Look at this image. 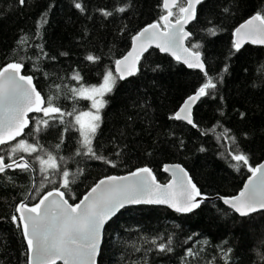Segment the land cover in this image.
<instances>
[{
  "label": "trees",
  "instance_id": "obj_1",
  "mask_svg": "<svg viewBox=\"0 0 264 264\" xmlns=\"http://www.w3.org/2000/svg\"><path fill=\"white\" fill-rule=\"evenodd\" d=\"M79 2L84 12L74 7V0H26L24 5L0 0V68L23 63L22 73L33 77L43 107L52 96L62 112L75 109L63 119L57 113L45 116L43 111L30 115L23 134L0 145L4 162L23 156L32 166L29 171L14 167L0 174V264H27L19 219L14 223L12 216L18 217L19 202L32 204L51 188H59L69 203H75L103 176L148 166L159 182H165L163 164L177 162L202 194L231 196L250 171L242 164L239 170L232 167L236 162L229 153H245L252 167L264 158V46L244 44L231 55L234 28L257 12L264 15V0H203L197 6V19L188 26L192 36L187 46L202 45L199 51L213 78L228 65L223 82H217L212 94L198 100L192 110L198 127L170 117L205 82L204 73L155 48L147 50L137 65L138 73L119 80L104 97L108 103L100 111L92 147L105 159L76 155L81 138L75 115L87 109L89 101L73 98L70 89L99 83L128 50L132 36L148 23L162 26L166 11L162 0ZM120 7L126 10L117 11ZM101 9L113 14L105 17ZM172 10L174 20L179 10ZM42 18L46 23H40ZM211 26L219 29L216 36L204 31ZM89 53L100 60L87 61ZM74 72H79L81 81L71 79ZM44 120L47 126L41 123ZM225 129L235 137L234 144L222 136ZM20 139L36 146L37 152L10 154ZM49 152L59 168L41 173L36 156L47 159ZM65 170L70 173L68 188L62 187ZM169 239L172 251L160 252L158 245H167ZM189 249L194 255H188ZM97 264H264V211L239 217L219 200L205 201L187 214L153 205L129 206L104 227Z\"/></svg>",
  "mask_w": 264,
  "mask_h": 264
},
{
  "label": "snow or ice",
  "instance_id": "obj_2",
  "mask_svg": "<svg viewBox=\"0 0 264 264\" xmlns=\"http://www.w3.org/2000/svg\"><path fill=\"white\" fill-rule=\"evenodd\" d=\"M18 2L20 5H24L26 0H18ZM202 3L203 0H164L163 6L167 9V15L162 16L161 20L166 22L165 27L169 28V31L157 33L155 30L159 27L158 23L146 26L132 38V50L122 59L115 61V74L113 70L108 69L99 85L85 87L81 84L79 88L70 89L73 98H83L91 101V108L94 109V111L80 112L75 115V123L79 125L78 130L81 136V147L77 149L76 155L84 154L91 155L96 159H105L97 156L92 147V139L100 127V111L108 103L104 97L114 91L119 80H124L128 76L138 73L139 68L137 65L142 54L147 51L144 47V41H151L155 36H159L161 39V43H158L157 47L162 52H171L172 55L176 56V50H180L191 58V62L188 59L184 60L189 68H198L204 73L205 82L193 95L187 97L179 111L170 117V119L185 120L189 125L198 127L191 117V106L202 97L211 95L213 90L217 88V82L222 83L223 74L228 72V65H225L217 78L209 76L199 51L202 45L194 43L191 48L183 46V42L190 40L192 36V33L185 31V25L197 19V6ZM74 7L81 12L85 11L79 0H74ZM175 7H178L179 15L175 23H172L169 17L175 15L172 10ZM116 10L124 12L126 9L120 7ZM100 11L105 17L113 14L104 9ZM256 21L260 22L259 25L255 26L254 29L250 28L249 26H253ZM40 23H46V20L42 18ZM244 29H249V31L244 32L242 35ZM204 31L209 36H216L219 29L216 26H211ZM244 36H247L253 44H264V15L257 12L234 30L231 55L240 51ZM138 41L140 42L139 47H137ZM24 42L25 40L22 38L20 43ZM44 55L47 54L44 53ZM61 55H67V53H61ZM85 59L91 63H97L100 57L89 53ZM176 59L180 60L181 57L176 56ZM130 60L131 65L128 63ZM122 65L123 67H121ZM23 66V63L13 62L0 68V145H5L21 135L24 128L28 126V120L26 119L28 112L43 111L45 116L50 113H57L60 114L61 119L64 115L72 116L75 112V109L73 112H62L61 108L54 105L55 98L52 96L47 98V107H41L45 101L40 92L36 91L33 86V77L20 74ZM158 68L159 66L153 71ZM71 79L81 81L82 77L79 72H74ZM59 87L60 85H56L57 89ZM243 115L241 113V116ZM84 117L87 119H83ZM41 123L45 126L48 125L47 120ZM39 130L38 127L37 131ZM222 136L231 140L233 144L235 143V137L229 136V130L225 129ZM62 142L63 139H61ZM56 147L59 148L60 145L58 144ZM81 149H86V152L82 153ZM20 151L31 154L37 152V148L20 139L9 149V152L15 154ZM200 151H204V149L201 148ZM229 155L236 162L232 167L239 170L241 164L247 166L252 176L249 177L248 183L245 184L239 195L223 198L224 203L230 205L241 217L264 210V163L252 167L249 164V157L245 153L233 150ZM36 160L40 164L41 173L59 168L57 158L50 152L47 153V159L37 155ZM4 161L5 156L0 155V174L5 173L6 169L14 166L21 171H29L32 167L23 156H20L22 163L12 160L11 163L6 164ZM106 162L112 163L111 161ZM171 167L181 173L179 193L171 191V184L167 186L157 184L155 177L152 176V170L144 167L136 169L128 176H112L99 181L80 203L75 205L69 204L67 200L59 202L53 200L45 207V202L49 201V197L53 195L63 197L64 193L60 192L59 189H55L54 192H47L39 203L31 208L24 203L18 205L16 211L20 214L19 218L13 215L12 220L14 223L17 222V219L21 222L17 224V227L22 225L23 236L27 243L28 264H56L57 260H62L63 264H96L104 225L126 204H168L177 212L191 213L194 209L199 208L201 203L209 199L201 193L196 184L192 183L191 178L188 177L187 172L180 165ZM168 168L169 166H165L166 171ZM69 176V171L62 172V187L68 188L71 182ZM173 177L176 178L175 171ZM44 179L46 180L47 177L45 176ZM40 186L43 187V182ZM102 186L104 187L102 188ZM198 197L200 199H197ZM153 243H155V240H153ZM171 243V239H169L167 245L160 243L158 245L159 251L171 252ZM230 252L231 249H228L224 253L225 259H227ZM188 255H194L192 249L188 250Z\"/></svg>",
  "mask_w": 264,
  "mask_h": 264
},
{
  "label": "water",
  "instance_id": "obj_3",
  "mask_svg": "<svg viewBox=\"0 0 264 264\" xmlns=\"http://www.w3.org/2000/svg\"><path fill=\"white\" fill-rule=\"evenodd\" d=\"M164 3V0H162V4ZM170 7H171V5H170ZM163 9L166 11V13L164 14V16L165 15H167V9H165L164 8V6H163ZM255 14H253V15H251V16H249L248 18H246L245 20H243L242 22H240L235 28H234V30L237 28V27H239L241 24H244L246 21H248L252 16H254ZM169 20L172 22V23H175V20H171L170 19V17H169ZM153 23H156V22H152V23H148V24H146V25H144V26H142L133 36H132V38L134 37V36H136L137 35V33H139V32H141V30H143L146 26H148V25H150V24H153ZM191 23V22H190ZM189 23V24H190ZM259 21H256V22H254V25L253 26H249L250 28H252V29H254L255 28V26H258L259 25ZM165 24H166V22L165 21H163L162 22V27H158L155 31L157 32V33H161V32H166V31H169L170 29L169 28H166L165 27ZM189 24H187V25H185V31H188V26H189ZM159 25V24H158ZM234 30H233V33H232V41H233V39H234ZM247 31H249V29H244V30H242V35H243V33L244 32H247ZM189 32V31H188ZM131 38V42H130V45H129V48H128V50L120 57V58H118V59H122L124 56H126L131 50H132V48H133V39ZM142 39H144V38H142ZM243 45L244 44H253V43H251V41H250V39L247 37V36H244L243 37ZM139 41L137 42V47H139ZM158 43H161V39H160V37L159 36H155V37H153V39L151 40V41H148V40H145L144 41V47L147 49V50H149V49H151V48H155V49H157L160 53H165V54H167L169 57H171L172 59H174L175 61H177L178 63H180V64H182L183 66H185L186 68H188V69H195V70H199V71H201L200 69H198V68H189L188 66H187V64L186 63H184V60L185 59H188L189 60V62H191V58L190 57H188L184 52H182V51H180V50H176V56H180L181 57V59L180 60H177L176 59V56H174V55H172V53L171 52H162L158 47H157V44ZM253 45H261V46H264V44H253ZM183 46L184 47H188L187 46V44H186V40L183 42ZM189 48V47H188ZM146 52V51H145ZM144 52V53H145ZM143 53V54H144ZM142 54V55H143ZM117 59V60H118ZM129 63V65H131V60L128 62ZM9 64V63H8ZM7 65V64H6ZM5 65V66H6ZM5 66H3V67H5ZM2 67V68H3ZM121 67H123V65L121 66ZM115 68H116V65H115V63H114V65H113V71H114V73H115ZM202 72V71H201ZM20 74L21 75H25V76H30V75H28V74H24V73H22V69H21V72H20ZM129 77H131V76H128V77H126L125 79H127V78H129ZM124 79V80H125ZM33 83V86L35 87V85H34V82H32ZM35 89H36V87H35ZM36 91H38L37 89H36ZM196 92V91H195ZM194 92V93H195ZM194 93H192V94H190L189 96H191V95H193ZM189 96H187V97H189ZM42 97V96H41ZM187 97L186 98H184V100L181 102V104H180V106L178 107V109L176 110V112L177 111H179V109L181 108V106L184 104V101L187 99ZM198 102V101H197ZM196 102V103H197ZM196 103L194 104V105H192L191 106V113H192V110H193V108H194V106L196 105ZM33 107H35V105H33ZM41 107H43V104L41 105ZM175 112V113H176ZM35 113H37V111H32V112H28L27 113V116H26V119L28 120V124H29V116L30 115H33V114H35ZM182 115H183V113H182ZM191 117H192V115H191ZM180 121H182V122H184V123H186V124H188L185 120H182V119H180ZM26 128V127H25ZM25 128H24V130H25ZM24 130H23V132H24ZM23 132L21 133V135L23 134ZM20 135V136H21ZM19 136V137H20ZM19 137H16V139H18ZM15 139V140H16ZM14 141V140H13ZM13 141H11V142H13ZM11 142H9V143H11ZM9 143H7V144H9ZM18 162H21L22 163V161H20V158L19 159H16ZM12 162V161H11ZM11 162H5L6 164H8V163H11ZM262 163H264V158L260 161V162H258L256 165H254V167H256L257 165H259V164H262ZM173 165H180L185 171H186V169L181 165V164H179V163H177V162H171V163H164L163 164V166H162V172L164 173V174H166L167 176H168V179H167V181H165V182H159L156 178H155V182L157 183V184H159V185H161V186H167V185H172V188H171V191H173V192H176V193H179V191H180V186H179V177H180V175H181V173L179 172V170H177V169H173L171 166H173ZM165 166H169V168H168V170L166 171L165 170ZM15 167V166H14ZM13 167V168H14ZM144 167H147V168H149L148 166H141V167H138V168H135V169H133L132 171H129V172H126V173H122V174H109V175H106V176H103V177H101L100 179H98L81 197H80V199L78 200V201H76L75 203H69L68 201V203L69 204H71V205H75V204H78V203H80V201L84 198V196L85 195H87L90 191H91V189L96 185V184H98L99 183V181H101V180H104L105 178H107V177H112V176H115V177H123V176H128L129 175V173H131V172H134L136 169H139V168H144ZM176 172V178L174 179V177H173V172ZM187 172V171H186ZM187 174H188V172H187ZM152 176H154V174H153V172H152ZM250 176H252V173L250 172V174L246 177V179L244 180V182H243V184H242V186H241V188L235 193V194H233V195H231V196H207V197H209V199H207L206 201H211V200H219L220 202H222L227 208H229V209H231L236 215H238L239 217H241L238 213H236L232 208H231V206L230 205H228V204H225L224 203V199L223 198H231V197H234V196H237V195H239V193L244 189V186H245V184L246 183H248V180H249V177ZM155 177V176H154ZM188 177H190L189 176V174H188ZM191 178V177H190ZM185 179H187V178H185ZM191 181H192V179H191ZM192 183H193V181H192ZM104 186H102V188H103ZM55 189H59V188H51V189H49V190H47L46 192H44L40 197H39V199L36 201V202H34V203H32V204H27V202H26V200H23V201H21V202H19L18 204H17V206H16V209H17V207H18V205H20L21 203H24V204H26L29 208H31V207H33L34 205H36L37 203H39V201H40V199L47 193V192H54V190ZM59 191L60 192H63L62 190H60L59 189ZM197 199H200L199 197L197 198ZM53 200H55V201H57V202H59V201H61V200H67L66 198H65V196L63 195V197H60L59 195H53L52 197H49V201H46L45 202V207L47 206V204L50 202V201H53ZM137 205H153V206H160V207H165V208H167V209H169V210H171V211H173V212H177V211H175V209L174 208H172V207H170L168 204H144V203H141V204H126L123 208H126V207H129V206H137ZM123 208H121V209H119L117 212H116V214L115 215H117ZM194 210H196V209H194ZM262 211H264V210H260V211H257V212H255V213H258V212H262ZM17 212V211H16ZM177 213H180V212H177ZM255 213H252V214H255ZM181 214H187V213H181ZM252 214H250V215H252ZM17 215H18V218H19V213H17ZM114 215V216H115ZM114 216H112L108 221H106V223H105V225H104V227L106 226V224L114 217ZM19 223H21L20 221H19ZM21 233H22V237H23V240H24V242H25V244H26V248H27V243H26V241H25V239H24V236H23V232H22V225H21ZM104 229V228H103ZM102 237H103V230H102ZM101 243H102V240H101ZM97 258H98V255H97V257H96V264H97ZM57 263H59V264H63V261L62 260H57L56 261V264ZM27 264H28V251H27Z\"/></svg>",
  "mask_w": 264,
  "mask_h": 264
},
{
  "label": "rangeland",
  "instance_id": "obj_4",
  "mask_svg": "<svg viewBox=\"0 0 264 264\" xmlns=\"http://www.w3.org/2000/svg\"><path fill=\"white\" fill-rule=\"evenodd\" d=\"M103 78V77H102ZM102 82V79L100 80V82L99 83H97V84H94V85H99L100 83ZM89 101V100H88ZM87 111H94V109H92L91 108V101H89V104H88V108L87 109H84V110H82L81 112H87ZM80 113V111L77 113V114H79ZM76 114V115H77ZM83 119H87L86 117H84ZM78 128H79V125H78ZM79 135H80V132H79ZM80 138H81V136H80Z\"/></svg>",
  "mask_w": 264,
  "mask_h": 264
},
{
  "label": "flooded vegetation",
  "instance_id": "obj_5",
  "mask_svg": "<svg viewBox=\"0 0 264 264\" xmlns=\"http://www.w3.org/2000/svg\"><path fill=\"white\" fill-rule=\"evenodd\" d=\"M164 16V15H163ZM171 19V18H170ZM171 20H173V19H171ZM175 20V19H174ZM162 22H163V20H162ZM157 23V22H156ZM160 26V25H159ZM160 27H162V26H160ZM189 31V30H188Z\"/></svg>",
  "mask_w": 264,
  "mask_h": 264
}]
</instances>
